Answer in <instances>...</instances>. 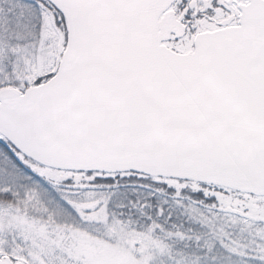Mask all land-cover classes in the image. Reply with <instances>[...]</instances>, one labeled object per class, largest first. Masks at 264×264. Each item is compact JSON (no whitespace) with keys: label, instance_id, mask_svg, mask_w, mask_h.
Listing matches in <instances>:
<instances>
[{"label":"snow or ice","instance_id":"obj_1","mask_svg":"<svg viewBox=\"0 0 264 264\" xmlns=\"http://www.w3.org/2000/svg\"><path fill=\"white\" fill-rule=\"evenodd\" d=\"M50 254L264 264V0H0V264Z\"/></svg>","mask_w":264,"mask_h":264},{"label":"rangeland","instance_id":"obj_2","mask_svg":"<svg viewBox=\"0 0 264 264\" xmlns=\"http://www.w3.org/2000/svg\"><path fill=\"white\" fill-rule=\"evenodd\" d=\"M37 212H39L41 209L40 208H36L35 209ZM58 218L61 220V221H64V220H68L69 217H67L66 215L62 214V213H59L58 212ZM90 239L86 234H84V236L81 238V240L79 241V249L80 251L86 253V254H95L98 249L96 248H93L90 244ZM50 264H63L62 260L59 259L57 257L56 254H50Z\"/></svg>","mask_w":264,"mask_h":264}]
</instances>
